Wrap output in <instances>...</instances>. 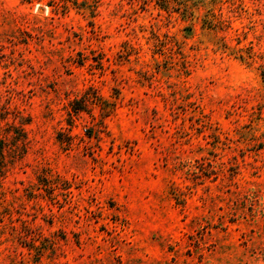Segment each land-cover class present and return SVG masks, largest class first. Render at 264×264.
Masks as SVG:
<instances>
[{"label": "rangeland", "instance_id": "obj_1", "mask_svg": "<svg viewBox=\"0 0 264 264\" xmlns=\"http://www.w3.org/2000/svg\"><path fill=\"white\" fill-rule=\"evenodd\" d=\"M0 264H264V0H0Z\"/></svg>", "mask_w": 264, "mask_h": 264}]
</instances>
